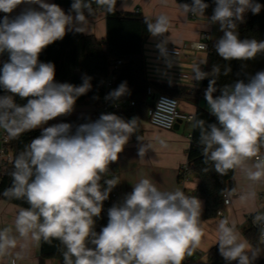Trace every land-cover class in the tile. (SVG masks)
I'll use <instances>...</instances> for the list:
<instances>
[{
  "label": "clouds",
  "instance_id": "1",
  "mask_svg": "<svg viewBox=\"0 0 264 264\" xmlns=\"http://www.w3.org/2000/svg\"><path fill=\"white\" fill-rule=\"evenodd\" d=\"M93 3L110 14L116 0H73L70 12L74 16L46 0H0V12L5 14L21 4L28 5L15 17L5 15L0 20V54H8V61L0 67V87L11 93L0 96V129L13 140L41 129V135L17 153L9 173L11 186L2 196L28 204L19 209L14 220L15 233L25 242L21 247H27L29 241L52 244L57 240L64 249L63 264H183L185 256L199 248L204 229L201 201L181 189L162 191L152 179L142 178L121 202L108 209L107 225L99 233L94 230V218L100 217L103 202L117 185L115 177H104L134 133L136 118L125 121L102 113L79 125L61 122L43 127L71 114L77 99L92 88V78L86 74L79 86L56 82L54 63L40 62L39 56L68 30L85 31V13L93 15ZM215 4L208 21L218 23L223 32L215 43L218 55L225 61H248L264 53V41L241 40L237 31V22H244L245 13L259 14L264 6L254 0H215ZM179 7L185 16L191 13L197 17L204 16L209 5L193 0L191 5ZM145 23L152 36H161L168 32L170 18L162 13L154 22L146 17ZM196 47L206 49L205 44ZM206 62L200 60L193 66V80L213 77L204 96L218 123L207 124L195 116L189 121L191 130L199 131L203 163H211L222 176L240 169L249 181L260 182L264 180V156L260 155L264 146V71L250 75L247 82L224 85L214 97L221 67L214 65L210 73L203 72L200 64ZM230 71L225 66L223 75ZM128 91L127 82H122L105 99L119 101ZM17 95L28 98L27 103L17 104ZM165 103L174 101L162 99L158 107ZM144 153L145 145L138 151L141 158ZM256 197L251 190L241 199L254 203ZM252 223L264 241V212L255 211ZM17 243L12 228L0 229V257L8 256ZM216 244L228 262L252 264L258 256L235 221L226 217L218 222Z\"/></svg>",
  "mask_w": 264,
  "mask_h": 264
},
{
  "label": "trees",
  "instance_id": "2",
  "mask_svg": "<svg viewBox=\"0 0 264 264\" xmlns=\"http://www.w3.org/2000/svg\"><path fill=\"white\" fill-rule=\"evenodd\" d=\"M53 1L70 12L73 0ZM118 1L116 0V5ZM177 2L181 5H191L193 0H177ZM204 2L209 5L204 13L210 14L215 7V0H204ZM254 2L264 6V0H254ZM116 5L113 13L107 14L105 12L106 36L104 39L68 30L62 40L55 41L42 51L39 61L54 63L55 81L58 83H71L79 86L82 83V76L86 74L91 77V90L85 95L80 96L75 105L92 104L94 106L104 93V89L100 84L101 78L107 74L110 64L115 59H121L122 63L117 67L113 86L116 89L122 82H127L129 91L123 97L134 100V105L121 106L112 114L123 118L125 121L136 118L137 124L131 136L133 139L139 140L142 136L140 122L142 120L147 121L146 111L150 104L149 97L146 94L148 85L153 88L154 92H164L177 99L192 103H196L200 99V90L199 88L176 82L150 80L147 77L142 49L144 41L150 34L147 31L145 23L146 17L137 12L119 11ZM5 15H9L10 17L16 16L0 12V20ZM238 33L241 40L255 38L258 41H264V7L261 8L259 14H252L251 11H248L244 23L238 28ZM215 43L209 41L210 50L206 55L207 62L204 63V70L208 73L212 71L214 65H220L221 67V75L217 79V91L213 94L214 97L221 94L220 88L224 85L232 84L238 80L247 82L250 75H254L258 71H264V53H260L254 59L248 61H225L216 52ZM3 56L4 54H0V62ZM225 66L231 69L228 75H223ZM212 78V76L205 78L202 80V84L208 86L209 80ZM6 94L7 92L0 87V96ZM27 99H21L18 95L14 96L15 102L21 106L27 103ZM194 116L203 119L207 124L218 123L216 117L200 105L196 106ZM89 120H91L90 114L66 115L61 116L60 123L79 125ZM40 135L41 131L37 128L23 133L17 139H10L13 149V161L17 153L24 150L26 144ZM190 138L191 142L187 152V161L192 164V169L199 178L194 195L204 200L201 220L215 218L218 216V211L223 212L225 209L223 194L225 192L236 191L235 170H230L226 175L222 176L213 169L211 163L205 165L203 163L202 146L199 145V131L193 132L191 130ZM13 161L5 167L0 179V199L27 208L28 204L23 199H8L2 196L3 191L10 187L12 183L9 173L13 169ZM205 168L208 170L204 171ZM108 173V176L104 177V179L112 177ZM101 184L103 185V179L101 180ZM107 212H101L99 218H94L96 220L94 230L97 233L101 231L102 227L107 225ZM247 222V226L243 228L244 236L257 252L264 254V241H260L258 229L252 227L249 221ZM63 250V247L57 240H53L52 244L39 242L38 264H44L46 259H55L58 264H63L61 254ZM209 260L208 264H238L235 261H226L219 252L218 244L209 249ZM183 264L189 263L184 260ZM252 264H264V259L254 260Z\"/></svg>",
  "mask_w": 264,
  "mask_h": 264
},
{
  "label": "crops",
  "instance_id": "3",
  "mask_svg": "<svg viewBox=\"0 0 264 264\" xmlns=\"http://www.w3.org/2000/svg\"><path fill=\"white\" fill-rule=\"evenodd\" d=\"M46 2L54 3L53 0H46ZM179 5L181 4L177 0H167V4L162 3V0H119L116 5L119 11L137 12L144 17L150 18L152 22L162 13L170 18V27L167 33L155 37L149 34L142 45L146 63V75L150 80L174 82L172 78L177 72H186L193 78V66L200 60L206 59V51H196L187 54V56L180 57L164 56L159 53V47L162 43L180 46L184 42L198 40L203 31L210 33L209 40L211 42H217L223 36L220 25L218 23L211 24L208 21L213 11L210 14L204 13V16L193 17L190 16V13L188 16H185L180 10ZM26 7L28 5L21 4L10 15H18ZM32 7L39 8L38 5H32ZM60 7L66 14L75 15L66 11L62 6ZM92 7L94 9L93 15L85 13L87 24L85 31L82 33L104 39L106 36L105 11L97 8L95 3L92 4ZM243 23L237 22V31ZM200 69L206 72L204 64H200ZM196 82L198 84L201 81ZM176 83L188 85L187 82ZM203 99V97L200 98L196 103L180 100V109L185 112L194 113L197 105L202 106L201 102ZM92 110V104L75 105L73 112L69 115L90 114ZM60 118L57 117L48 121L43 127L60 123ZM182 123L179 121L171 130H164L152 126L146 120L140 122L142 129L141 139L135 140L130 136L127 144L124 146V150L119 154L118 160L109 165L108 174H114L117 182L115 186L118 189L117 203L121 202L123 197L133 190V185L142 178L152 179L162 191L181 189L183 192L189 193L190 196H195L194 190L199 182V178L193 170L190 172L189 179L184 188L178 182V168L187 160V152L191 142V128L183 126ZM161 141H163V145ZM144 145L145 153L141 158L138 151ZM261 150H264V146ZM234 180L236 191L230 204L222 212V215L202 220L204 235L199 248L193 252L192 256H185V260L188 263L198 261L200 264H208L210 262L209 249L216 244L217 225L221 219L226 217L230 222L235 221L237 230L244 236L243 228L247 226V216L260 209L258 197L260 193L264 192V180L253 183L245 177L240 169H235ZM251 190H255L257 193L256 200L254 203H246L241 199V196ZM197 198L201 201L203 207L204 200L199 197ZM30 249L32 252L29 255L30 258L35 264H38L39 243H34ZM257 254L258 256L255 260L264 259V254L260 252H257ZM4 258L6 256L0 257V263ZM51 260L52 262H50ZM235 262L238 263V261ZM44 264H58V262L55 259H46Z\"/></svg>",
  "mask_w": 264,
  "mask_h": 264
},
{
  "label": "built area",
  "instance_id": "4",
  "mask_svg": "<svg viewBox=\"0 0 264 264\" xmlns=\"http://www.w3.org/2000/svg\"><path fill=\"white\" fill-rule=\"evenodd\" d=\"M190 16H192L191 13ZM245 18H246V13L244 19ZM209 39H210V33L208 31H203L201 32L200 38L198 40L191 42H184L180 46H174L167 43H162L159 47V53L169 57H180V56H187V54H191L196 51L208 52L210 50ZM198 44H205L206 49L196 47V45ZM161 48H163L164 51H161ZM6 61H8V54L6 56H3L0 62V67H2L3 62ZM121 63H122L121 59H115L114 62L110 64L107 74L101 78L100 84L104 89V93L97 100L96 104L93 106V110L90 113L91 120L94 121L98 119L102 113L112 114L121 106L134 105V100L125 98L123 96L120 98L119 101H112L105 99L107 94L115 89V87L113 86L115 74L117 67ZM172 80L174 82H187L189 86L199 88L200 98L203 97L205 99L204 93L208 86L202 84V81L197 84V82L193 80V78H191L186 72L175 73ZM146 94L149 97V102H150L146 111L147 122L154 127L161 128L164 130H171L178 120L181 122L189 123L191 118L194 117V113L185 112L180 109V101L174 96H171L164 92H154L153 88L150 85H148L146 88ZM6 95H11V93L7 92ZM162 99L174 101V103L172 104L165 103L158 107ZM260 155L264 156V150L260 151ZM12 161H13V149L10 144V138L7 136V133L3 129H0V179L2 177L5 167L11 164ZM192 170H193L192 164H190L187 160L179 166L178 182L183 188L187 183L190 176V172ZM112 177H115L114 174L112 175ZM184 194L190 196L189 193L184 192ZM233 194L234 192H225L223 194L224 207H227L230 204ZM117 200H118V189L114 187L109 194V199L103 202L102 212H107L108 209L113 206V204L117 203ZM258 200L261 206L259 211L263 212L264 192L259 194ZM225 201H227V203H225ZM218 215H222V211H218ZM253 215L254 213L249 214L247 216V221H249L252 227L258 229L259 231V228L252 223ZM259 238H260V231H259ZM0 264H17V259L14 256H7L6 258L3 259V261ZM189 264H200V263L198 261H195V262H189Z\"/></svg>",
  "mask_w": 264,
  "mask_h": 264
},
{
  "label": "rangeland",
  "instance_id": "5",
  "mask_svg": "<svg viewBox=\"0 0 264 264\" xmlns=\"http://www.w3.org/2000/svg\"><path fill=\"white\" fill-rule=\"evenodd\" d=\"M6 55H7V53L5 52L4 56H6ZM178 100L180 101L179 98H178ZM201 104L204 108H206L208 110L207 102L204 99L202 100ZM182 124H183V126L185 125V126L191 128L190 123L183 122ZM0 201H1L0 202V229H3L5 227L12 228L13 234L17 235V239H18L17 246L11 250V252L8 256L16 257L17 264H35L29 255L32 254L30 247H32V245L34 243L37 244V242L29 241L27 243V247L22 248L21 245H23L25 242L20 240L18 237V234L15 233L14 220H15V217H16L19 209L22 207L15 205L13 203H9V202L4 201V200H0ZM18 253L20 255H17ZM50 262H52V260Z\"/></svg>",
  "mask_w": 264,
  "mask_h": 264
},
{
  "label": "water",
  "instance_id": "6",
  "mask_svg": "<svg viewBox=\"0 0 264 264\" xmlns=\"http://www.w3.org/2000/svg\"><path fill=\"white\" fill-rule=\"evenodd\" d=\"M179 123V120L176 122V124L174 125V127Z\"/></svg>",
  "mask_w": 264,
  "mask_h": 264
}]
</instances>
